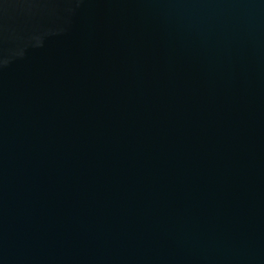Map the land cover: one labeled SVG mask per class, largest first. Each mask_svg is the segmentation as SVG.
<instances>
[{
  "label": "water",
  "instance_id": "95a60500",
  "mask_svg": "<svg viewBox=\"0 0 264 264\" xmlns=\"http://www.w3.org/2000/svg\"><path fill=\"white\" fill-rule=\"evenodd\" d=\"M0 264H264V0H0Z\"/></svg>",
  "mask_w": 264,
  "mask_h": 264
}]
</instances>
